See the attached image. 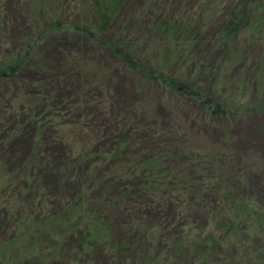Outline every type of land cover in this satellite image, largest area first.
I'll return each instance as SVG.
<instances>
[{
	"label": "trees",
	"instance_id": "trees-1",
	"mask_svg": "<svg viewBox=\"0 0 264 264\" xmlns=\"http://www.w3.org/2000/svg\"><path fill=\"white\" fill-rule=\"evenodd\" d=\"M133 1L0 0L2 12L23 2L33 26L13 52L1 53L0 80L14 79L66 25L141 90H158L172 112L165 122L137 123L112 99L117 139L102 146L89 136V117L81 119L69 130L73 156L62 167L78 185L54 201L47 185L39 188L42 173L14 168L17 153L3 144L17 129L1 136V118L0 264H264V153L252 151L253 129L236 144L232 135L243 117L264 116V0H138L130 7ZM70 2L76 19H67ZM9 36L0 20L6 45ZM66 63L81 86H100L97 65L73 56ZM54 98L30 106V122L39 116L63 128ZM190 102L205 124L228 123L219 140L186 126Z\"/></svg>",
	"mask_w": 264,
	"mask_h": 264
},
{
	"label": "rangeland",
	"instance_id": "rangeland-1",
	"mask_svg": "<svg viewBox=\"0 0 264 264\" xmlns=\"http://www.w3.org/2000/svg\"><path fill=\"white\" fill-rule=\"evenodd\" d=\"M136 2L138 0L131 2L130 7H133ZM68 8L67 19H76L75 15L78 11L76 5L70 2ZM0 20L10 30V42L7 45L5 40L0 37L1 55L6 50L13 52L16 46H20V38L24 33L31 32L33 26L23 2L12 3L4 12L0 11ZM72 56L79 60L85 59L100 68L98 82L100 86L96 90L88 88L86 85L81 86L84 79L79 75L69 76V72L63 68L68 67L66 62ZM44 63L43 68H39ZM39 81L42 83L40 86ZM143 90L122 67L120 68L116 64L115 60L110 59L106 52L104 54V50L72 32L65 25L61 31H56L46 41L39 44L33 59L14 79L0 80V120L3 118L5 122L3 125L5 133L1 136L6 137L12 128L17 129L16 136L9 137L6 142L4 141L3 146H6V150L10 148L9 155L13 156L17 153L15 156L18 161L14 166L15 169L23 166L28 177L30 173H42L41 184L38 181L39 188L44 185L48 186L45 191L50 200L69 198L67 190L77 187L78 178L71 180L69 177L64 178V173L69 169L63 170L62 167L65 168L69 157L73 156L69 130L80 126L81 119L85 116L89 117L86 129L94 127L89 130V136L97 137L96 139H99L102 146L112 138L117 139L114 128L119 123H115L113 118V106L126 109L130 117L137 119V123L142 118L152 123L154 119L165 122L163 119H168L170 114V118L172 117L171 110L167 108L164 100L159 98L158 90L149 93L148 90ZM145 92L148 93L149 98L146 97L147 93ZM50 95L55 96L54 103L62 112V116L57 114L56 117L63 120L62 127L64 129L58 127L55 122L46 121L39 116L37 124L30 122L29 113L32 112L29 109L30 106L37 103L42 105L44 98H49ZM112 99L114 100L113 106L110 104ZM188 105L187 109L184 107L183 115L186 126L196 128L201 136H208L210 140H219L228 123H219L218 126L215 124V127L214 125L209 126L199 118L201 115L199 108L193 102ZM152 109L154 112H151ZM78 110H80L79 113H77ZM48 114L50 115L52 112L44 113L46 116ZM67 116L72 119L70 121L69 118L64 119ZM41 121L50 122L51 126L41 127ZM262 122L264 123L262 115L261 117H243L241 124L233 126V142L238 143L246 130L253 129L255 132L252 136V151L254 154L262 155L264 153ZM151 123L144 129V132L151 131ZM37 150L38 152L35 154ZM3 156L6 158L7 154H3ZM32 190L35 189L32 188ZM41 190L43 191V188ZM98 258L105 261L107 256L100 252Z\"/></svg>",
	"mask_w": 264,
	"mask_h": 264
}]
</instances>
